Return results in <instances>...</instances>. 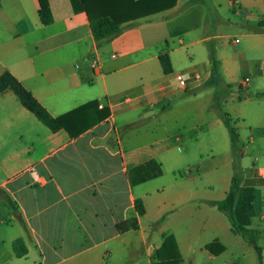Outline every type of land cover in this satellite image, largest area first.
I'll list each match as a JSON object with an SVG mask.
<instances>
[{
	"label": "crops",
	"instance_id": "0c3cea01",
	"mask_svg": "<svg viewBox=\"0 0 264 264\" xmlns=\"http://www.w3.org/2000/svg\"><path fill=\"white\" fill-rule=\"evenodd\" d=\"M47 2L53 20L44 25L36 0H0V75L8 71L53 117L90 101L107 116L71 137L40 122L11 88L0 91V264H168L176 254L181 264L178 237L184 231L203 232L207 223L235 236L224 212L229 228L216 216L198 215L221 200L209 192L207 168L197 167L186 178L174 173L175 143L188 126L203 123L204 105L197 103L211 76L207 42L226 36L198 35L196 19L187 15L183 25L173 24L176 0L173 7L123 23L117 35L96 41L85 12L74 9L71 0ZM247 7V19L256 25L248 22L241 37L246 50L260 58L248 59L245 50L241 58L229 59L223 46L215 45L212 83L222 76L245 103L259 94L260 105H241L238 116L246 127L258 121L264 138V0H247ZM193 29L186 42L177 37ZM184 50L199 59L187 61ZM162 53L169 56V73L161 68ZM257 177L250 186L241 181L235 199L240 208L241 192L250 189L253 215L244 227L254 241L264 233L253 222L264 203L257 190L264 175L259 171ZM18 238L26 247L20 257L12 248ZM213 241L218 244L208 250ZM201 245L210 260L227 250L219 234ZM259 248L264 264V247Z\"/></svg>",
	"mask_w": 264,
	"mask_h": 264
},
{
	"label": "rangeland",
	"instance_id": "374dc122",
	"mask_svg": "<svg viewBox=\"0 0 264 264\" xmlns=\"http://www.w3.org/2000/svg\"><path fill=\"white\" fill-rule=\"evenodd\" d=\"M203 1V3L200 2L191 6L187 4L188 0H179L177 10L181 13L179 14L178 11L170 12V17L174 18L173 24L178 21L181 26L183 25L182 19L186 15L189 20L194 17L196 19L194 26L200 28V30L198 29V35L211 36L217 34L226 36L225 38H213L208 41V49L214 50L215 45L220 44L229 59L241 58L239 53L245 51L247 47L241 34L247 31L248 22H252L254 26L256 25V22L247 19L251 12L247 7V0ZM259 23H263V20L259 21ZM189 26L195 28L191 22H189ZM195 32L196 30L193 29L192 32L186 35L178 33L177 37H183L186 42V40H189L190 35ZM235 38L239 39L238 43L232 42ZM203 45L205 49V44ZM218 50L220 54L221 49L215 48L216 54ZM186 52L188 54L189 50H186ZM182 54L187 61L193 60L195 62L199 59L192 55L186 56L185 50ZM246 57L248 59H258L260 54L247 48ZM216 79L215 83H212L213 80H211L203 83L201 87L204 92L197 103L198 105H204L201 127L196 129L188 126L182 140L175 143L174 153L178 157L176 163L178 169L174 173L178 177L186 178L197 167L207 168L208 173L207 175L205 174L204 180L212 182V188L209 192L212 194V198L222 199L224 192L230 185L235 167L239 169L238 172L243 186L246 183L248 186L257 183L259 181L257 177L259 171L261 175H264V138L260 133V123L258 121L246 127L238 116L240 115L241 105H260L259 94L255 92V96L247 99L249 102L245 103L242 96L238 95L240 92L234 86H227L222 76L219 75V78ZM248 89L250 94L252 92L251 89H253L252 81H250ZM210 105H217L220 110L217 107L212 109ZM223 112L230 115L232 125L239 135L238 141L233 148L228 131L221 120V113ZM210 123L213 124V132H211ZM195 131L199 134L198 140L193 137ZM244 149L245 153H243ZM174 166V164H171V167L174 168ZM197 181L199 182V179H194V182ZM257 190L262 202H264V185L257 187ZM242 194L243 192H241L239 199L242 196L244 198L245 194ZM186 207L187 205L182 206V209L184 210ZM263 207L264 203L262 208L257 211L258 216L254 217L253 222H256L254 225H257V228L264 230V219H259ZM201 212L204 216L218 217L229 228L225 214L218 211L215 207L204 206L201 211H198V215ZM253 227L251 226V228ZM217 234H219V238H223L227 250L214 260H210L207 251L203 249L201 244L211 241ZM222 234L219 228L207 227V223H205L203 232L190 233L189 230L187 232L184 231L183 236L178 237L179 250L182 257L181 264H258V255L252 244L245 242L237 234L235 236L231 233ZM254 242L258 247H264V233L258 235Z\"/></svg>",
	"mask_w": 264,
	"mask_h": 264
},
{
	"label": "trees",
	"instance_id": "16d2710c",
	"mask_svg": "<svg viewBox=\"0 0 264 264\" xmlns=\"http://www.w3.org/2000/svg\"><path fill=\"white\" fill-rule=\"evenodd\" d=\"M197 1L198 0H189V3H195ZM175 2L176 0H71L74 9L85 12L91 34L96 41L117 35L121 31L123 23L169 9L175 5ZM36 3L40 22L44 25L50 24L53 19L47 0H36ZM158 59L163 72H171V64L168 54L162 53L158 56ZM209 61L211 66V76L206 82L213 80L217 73L216 59L212 49L209 50ZM7 88H11L21 104L32 112L35 117L50 130L55 131L63 128L71 137L78 136L93 125L104 120L107 116V111L105 109H97L96 101H90L67 113L53 117L37 100H35L27 89L21 86L13 75L8 71H4L0 75V91H4ZM193 92H195V90H193ZM214 107H217V109L220 110L217 105H214ZM221 120L228 131L231 146L233 148L238 141V134L226 112L221 113ZM238 171L239 169L235 167V172L231 177L229 189L224 198L214 201L213 204L219 211H222L227 215V219L231 224L233 231L241 235L245 241L253 245L258 255V264H261L260 248L255 244L253 237L244 227V225L248 223V218L253 215L250 205V189L244 190L245 201L241 207H235V199L241 183V177ZM8 203L11 206L13 205L9 200ZM136 209L139 215L143 214V210L138 204L136 205ZM135 222L136 220L134 219L132 227H135ZM118 228L121 229V225H119ZM216 244H218L217 241H213L207 245L206 248L213 251V246ZM12 248L15 255L18 257L23 256L26 253V247L21 238L13 241ZM220 250H222V246H220ZM178 262L179 256L176 254L170 259L168 264H177Z\"/></svg>",
	"mask_w": 264,
	"mask_h": 264
},
{
	"label": "built area",
	"instance_id": "2783aa9c",
	"mask_svg": "<svg viewBox=\"0 0 264 264\" xmlns=\"http://www.w3.org/2000/svg\"><path fill=\"white\" fill-rule=\"evenodd\" d=\"M176 80L178 81L179 85L184 86L185 83H184V80L181 77V75H176ZM262 216L264 217V212H263Z\"/></svg>",
	"mask_w": 264,
	"mask_h": 264
}]
</instances>
